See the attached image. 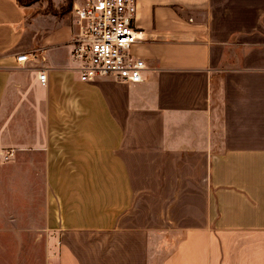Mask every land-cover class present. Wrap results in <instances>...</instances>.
Here are the masks:
<instances>
[{
	"label": "crops",
	"instance_id": "0c3cea01",
	"mask_svg": "<svg viewBox=\"0 0 264 264\" xmlns=\"http://www.w3.org/2000/svg\"><path fill=\"white\" fill-rule=\"evenodd\" d=\"M135 2L124 83L0 0V144L42 155L46 264H264V0Z\"/></svg>",
	"mask_w": 264,
	"mask_h": 264
},
{
	"label": "rangeland",
	"instance_id": "374dc122",
	"mask_svg": "<svg viewBox=\"0 0 264 264\" xmlns=\"http://www.w3.org/2000/svg\"><path fill=\"white\" fill-rule=\"evenodd\" d=\"M18 1L26 6L29 21L39 15L43 29L53 30L56 22L69 21L67 0ZM7 147L0 144V264H46L48 230L42 155L31 150L19 154L13 146L16 150L6 157Z\"/></svg>",
	"mask_w": 264,
	"mask_h": 264
},
{
	"label": "built area",
	"instance_id": "2783aa9c",
	"mask_svg": "<svg viewBox=\"0 0 264 264\" xmlns=\"http://www.w3.org/2000/svg\"><path fill=\"white\" fill-rule=\"evenodd\" d=\"M135 0H72L68 10L71 31L67 40L72 68L82 81L110 78L124 83L142 79L145 63L132 54L131 47L143 39L132 24ZM32 52L15 55L23 66ZM40 82L45 80L43 67L38 70ZM11 150L5 156H9Z\"/></svg>",
	"mask_w": 264,
	"mask_h": 264
},
{
	"label": "bare ground",
	"instance_id": "6f19581e",
	"mask_svg": "<svg viewBox=\"0 0 264 264\" xmlns=\"http://www.w3.org/2000/svg\"><path fill=\"white\" fill-rule=\"evenodd\" d=\"M141 32V31H140Z\"/></svg>",
	"mask_w": 264,
	"mask_h": 264
}]
</instances>
